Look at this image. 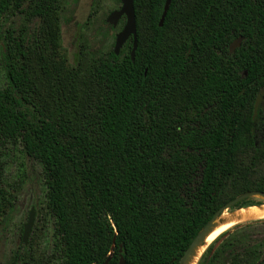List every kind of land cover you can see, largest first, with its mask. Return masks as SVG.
I'll use <instances>...</instances> for the list:
<instances>
[{
    "label": "trees",
    "instance_id": "16d2710c",
    "mask_svg": "<svg viewBox=\"0 0 264 264\" xmlns=\"http://www.w3.org/2000/svg\"><path fill=\"white\" fill-rule=\"evenodd\" d=\"M166 1L134 0L135 59L132 41L96 56L70 119L45 113L30 64L63 0H0V142L42 163L64 264H181L221 208L264 194V0H172L160 26ZM237 227L201 264L263 263Z\"/></svg>",
    "mask_w": 264,
    "mask_h": 264
},
{
    "label": "rangeland",
    "instance_id": "374dc122",
    "mask_svg": "<svg viewBox=\"0 0 264 264\" xmlns=\"http://www.w3.org/2000/svg\"><path fill=\"white\" fill-rule=\"evenodd\" d=\"M122 6L121 0H63L57 26L50 38L35 34L30 61L41 107L50 117L63 112L73 119L81 107L96 56L114 48L116 35L125 25L121 17L115 31L104 20ZM10 17V16H9ZM0 24V32L5 30ZM131 42V41H128ZM124 51V48H122ZM38 52L49 57L43 63ZM7 79L0 62V89ZM264 117V93L260 99ZM251 195L253 202L264 201ZM35 208L34 223L25 243L24 227ZM240 241L236 249H258L264 264V220L242 224L233 230ZM203 262L207 264L209 258ZM64 251L56 218L48 209L47 187L42 163L28 156L16 140L0 142V264H64ZM203 259L199 261L201 264Z\"/></svg>",
    "mask_w": 264,
    "mask_h": 264
},
{
    "label": "water",
    "instance_id": "95a60500",
    "mask_svg": "<svg viewBox=\"0 0 264 264\" xmlns=\"http://www.w3.org/2000/svg\"><path fill=\"white\" fill-rule=\"evenodd\" d=\"M172 0H167L165 3L164 7V12L161 17L160 21V26L164 24L166 15L169 11L170 5H171ZM122 6L119 10L113 11L107 18V22L111 24L113 27H116L118 25L119 20L121 17L126 18V23L122 30L117 33L116 35V41H115V46L114 50L117 55L120 54L123 46L127 42V40L132 37L133 38V47L131 50V57L132 60L135 59V53L138 47V31H137V20H136V11H135V5H134V0H121ZM0 24H1V17H0ZM244 41V36H239L235 40H233L230 44V52L233 53L236 49L242 46V43ZM255 194H262V193H252L251 195ZM250 195V197H251ZM263 195V194H262ZM241 198H236L235 200H232L228 204H226L223 208H221L217 215L214 217V219L199 233L193 244L190 246V248L186 251L185 256L181 260V264H192V259L191 257L194 255L195 256V249L197 246L201 245L204 246L206 245L207 242V237L211 233L214 227V221L217 217H220L223 215V213L226 210L235 208V204L240 200ZM242 208V207H240ZM34 216H35V208H32L28 222L26 223L24 227V233H23V241L26 243L27 239L29 237V234L31 232L33 223H34ZM228 230L225 232H222L219 236H217L210 244L207 245L199 259L197 260V263L201 260L202 256L204 253L207 251V249L219 238L221 237L224 233H226ZM111 260V255L107 258V260L103 264H109ZM194 260V259H193ZM119 264H126V261L123 257L120 259Z\"/></svg>",
    "mask_w": 264,
    "mask_h": 264
},
{
    "label": "bare ground",
    "instance_id": "6f19581e",
    "mask_svg": "<svg viewBox=\"0 0 264 264\" xmlns=\"http://www.w3.org/2000/svg\"><path fill=\"white\" fill-rule=\"evenodd\" d=\"M255 196L261 199L263 198L260 194H255ZM240 207L226 210L222 216L215 219L213 230L207 237L206 245L202 246L201 244L196 247L195 256L193 255L191 257L192 264L197 263V260L199 259L207 245L210 244L222 232L231 230L241 224L264 220V201Z\"/></svg>",
    "mask_w": 264,
    "mask_h": 264
},
{
    "label": "flooded vegetation",
    "instance_id": "af4514ba",
    "mask_svg": "<svg viewBox=\"0 0 264 264\" xmlns=\"http://www.w3.org/2000/svg\"><path fill=\"white\" fill-rule=\"evenodd\" d=\"M128 41H132L133 42V38L132 37H130L128 40H127V42ZM261 202H263V201H261ZM258 203V202H257ZM250 205V204H249Z\"/></svg>",
    "mask_w": 264,
    "mask_h": 264
}]
</instances>
